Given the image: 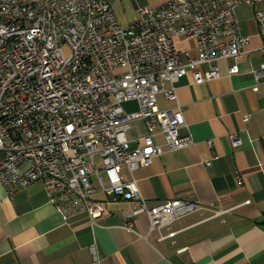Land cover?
Here are the masks:
<instances>
[{
  "label": "built area",
  "instance_id": "obj_1",
  "mask_svg": "<svg viewBox=\"0 0 264 264\" xmlns=\"http://www.w3.org/2000/svg\"><path fill=\"white\" fill-rule=\"evenodd\" d=\"M244 4L261 7L255 18L264 55V0H170L139 8L127 28L109 0H0V183L9 197L43 182L65 223L85 216L92 225L108 204L130 202L128 229L147 215L160 233L198 212L221 215L214 204L180 199L149 208L134 173L194 144L183 134L177 83L189 74L196 85L219 80L218 63L227 59L235 62L230 74L240 73L251 41L238 17ZM180 39L196 40L197 55L181 50ZM254 74L259 82L264 66ZM161 95L176 106L163 109ZM133 101L138 110L128 112L124 104ZM139 122L146 134L134 139ZM230 140L243 144L238 133ZM92 252L99 261L96 245Z\"/></svg>",
  "mask_w": 264,
  "mask_h": 264
},
{
  "label": "crops",
  "instance_id": "obj_2",
  "mask_svg": "<svg viewBox=\"0 0 264 264\" xmlns=\"http://www.w3.org/2000/svg\"><path fill=\"white\" fill-rule=\"evenodd\" d=\"M109 1L127 28L139 8H158L170 0ZM248 7L253 16L243 19L238 14L242 33L251 37L240 73L230 74L235 62L227 59L218 63L219 80L196 85L189 74L177 83L188 123L183 134H190L194 144L157 157L134 173L149 208L180 199L214 204L223 213L198 212L161 233L151 231L148 216L141 215L129 230L126 215L134 204L120 202L107 205L108 214L98 225L85 216L65 223L43 182L12 198L0 183V264H264V77L257 82L254 74L264 66V55L255 18L261 7ZM178 42L181 50L197 55L196 40ZM160 97L163 109L176 106L162 95L159 102ZM246 115L251 117L248 122ZM232 133L239 134L241 147H233ZM145 134L141 122L130 133L134 139ZM125 175L131 178L127 171ZM96 199L106 201L102 195ZM172 233L176 235L170 237ZM95 245L99 261L92 252Z\"/></svg>",
  "mask_w": 264,
  "mask_h": 264
},
{
  "label": "rangeland",
  "instance_id": "obj_3",
  "mask_svg": "<svg viewBox=\"0 0 264 264\" xmlns=\"http://www.w3.org/2000/svg\"><path fill=\"white\" fill-rule=\"evenodd\" d=\"M246 5V4H244ZM249 6V5H248ZM248 6H240L239 10H238V14L241 18L245 19L248 18L250 16H253V9L248 7ZM163 98L160 97V103H163ZM124 108L128 111V112H134L138 110V106H137V102H133V103H127L124 104ZM101 197V196H100Z\"/></svg>",
  "mask_w": 264,
  "mask_h": 264
}]
</instances>
